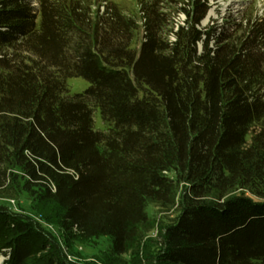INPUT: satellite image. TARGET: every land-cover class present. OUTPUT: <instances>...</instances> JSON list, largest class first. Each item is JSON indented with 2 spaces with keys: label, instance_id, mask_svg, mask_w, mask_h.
Here are the masks:
<instances>
[{
  "label": "trees",
  "instance_id": "obj_1",
  "mask_svg": "<svg viewBox=\"0 0 264 264\" xmlns=\"http://www.w3.org/2000/svg\"><path fill=\"white\" fill-rule=\"evenodd\" d=\"M210 10L0 0V197L57 205L64 242L107 237L112 261L264 264V12ZM0 264L73 263L0 201Z\"/></svg>",
  "mask_w": 264,
  "mask_h": 264
},
{
  "label": "rangeland",
  "instance_id": "obj_2",
  "mask_svg": "<svg viewBox=\"0 0 264 264\" xmlns=\"http://www.w3.org/2000/svg\"><path fill=\"white\" fill-rule=\"evenodd\" d=\"M211 10L207 18L203 21V26L212 19L220 18L221 13L235 11L237 15L244 6L250 1L256 5L259 14L264 12V0H208ZM179 20L184 19L181 15ZM68 85L71 94H76L86 90L90 83L83 77H71L68 79ZM95 127L104 129V124L99 111L95 115ZM0 201L8 205L13 211L23 213L37 221L50 235L59 242L67 259L73 264H134L130 255H125L116 260H110L111 243L107 237L95 239L89 243H65L61 230L57 225V219L61 214V209L50 202L35 203L26 194H20L14 198L0 197ZM148 213L151 217L157 218L158 221L169 222L176 214V206L170 208H160L154 204L148 205ZM155 231L147 233L143 241L146 242L148 237L155 235Z\"/></svg>",
  "mask_w": 264,
  "mask_h": 264
}]
</instances>
